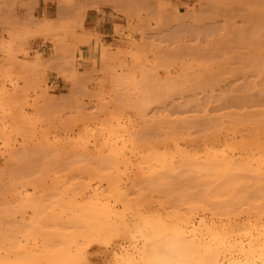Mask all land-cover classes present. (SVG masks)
<instances>
[{
	"label": "rangeland",
	"instance_id": "1",
	"mask_svg": "<svg viewBox=\"0 0 264 264\" xmlns=\"http://www.w3.org/2000/svg\"><path fill=\"white\" fill-rule=\"evenodd\" d=\"M93 6L109 20L106 33L87 30L85 9L69 0H58L56 13L29 19L0 11L1 250H11L13 241L41 243L63 211L57 221H65L63 200L68 205L67 196L88 184L107 187V176L119 190L133 191L128 198L147 217L184 212L193 198L209 205V184L226 180L179 162L169 170L145 160L135 163L138 170L100 159L93 150L107 142L103 129L124 128L144 154L175 151L177 140L180 148L203 151L236 132L240 139L264 129V0H101ZM252 183L245 179L247 192L239 191L253 197ZM76 197L73 202H83ZM90 236L80 237L64 260L56 243L55 258L18 260L13 250L9 257L2 253V264H115L114 253L129 246L125 235Z\"/></svg>",
	"mask_w": 264,
	"mask_h": 264
},
{
	"label": "bare ground",
	"instance_id": "2",
	"mask_svg": "<svg viewBox=\"0 0 264 264\" xmlns=\"http://www.w3.org/2000/svg\"><path fill=\"white\" fill-rule=\"evenodd\" d=\"M116 126L115 129L111 128V131L103 129L105 132L101 130L102 132L99 134L104 137L107 136L105 137L107 138L105 140L107 142L102 141V143L105 142L104 144L100 143L102 147L97 149L98 147L95 145L96 148L93 150H96L95 152L100 159L112 161L111 163L113 164L118 162L117 164H123L122 167H126V169L130 165H134L133 167L136 168L138 165L136 166L135 163L140 164L141 161L145 162V160H148L161 166V169L175 170L174 164L175 162H179L180 167H183L182 165L188 166L187 168L191 167L192 172L195 170L197 174L199 172L206 173L208 176L214 177L216 181L221 178H226V180H224L221 186L209 184L213 188H210L209 200H206L204 196L200 198L208 201L209 205L199 204L197 202L196 205L193 204L198 200L196 197L197 200L195 198H193L194 201L191 200L192 206H186L188 209L183 210L185 213L177 211L179 212L178 214L171 213L174 216L168 214L170 217H167L168 215L163 216V214H152L147 217L142 213L141 215L138 211L140 209L138 208L139 205L136 202L134 203L130 199L131 197L128 198L133 191H129L131 193L127 194L128 188L124 190L125 193L122 191V188L119 190V182H113L114 179H111L110 176H107L110 178L106 177L107 180L104 181L105 179L102 180L101 178L105 177L102 176L100 179L103 183L107 182V187L104 188L102 185H97V187L91 188L89 187L91 184H86L87 186L82 189V185H85L82 184L80 187L82 190L76 189L79 190V192L76 191L78 192L77 194L76 192L71 193L72 189L67 191L65 194L68 195V193H71L75 199L77 198L76 196H82L83 202L80 201L82 204L78 205L80 202H76V200L73 202L74 199H71L72 197H68L70 196L68 195V205L63 200L64 210L66 208L69 210V213L65 215V221L59 222L60 218L64 216L65 211H63V216L61 214L59 215V217L61 216L60 218L55 217L54 220L56 221L52 220L55 222L54 226L51 222L53 226L51 228H54V230L51 233L48 232L49 235H45L47 237H43L42 242L40 241L41 243L34 239L33 241L35 242L33 244L27 241L25 245H21L18 241L16 243L13 241L14 243L10 245L11 250H6L7 248L0 249V264L3 261L5 262V260H1L3 259L2 253H6L7 251H12L11 253L16 251V253H19V256L13 253L15 258L18 257V260H21L19 259L20 257H23L25 260L31 259L35 255H37L35 258L54 257L51 245L56 243L61 246L59 251L56 252V255H63L62 259L64 260V258H69L68 254L78 239L83 236L91 237L90 233L91 235H97V237L103 234L106 235V233L111 234L113 236L112 238L117 235L126 236L129 246H125L126 248L122 247V249L119 248V251L114 253L113 260L115 264H148V256L152 242L157 236L168 235H179L188 243L202 249L205 264H264V201H262L264 200V184L261 185L260 182L261 179H264V129H261L262 132H257L256 130L254 131V127L257 125L254 127L251 126L254 132L250 134L243 133L244 135L242 134L240 139L235 137L237 133L235 131L236 133L231 138H224L225 140L222 143H212L213 145H209V148L205 147L203 151H195V149L191 148H180L177 145L179 140H177L176 142L174 141V144L176 143L175 151L171 149L174 152L170 150H156V147H153L155 151L151 153L149 151L148 154H144L140 149L142 154L137 147L136 138H132L131 134H128L123 127L120 128H123L124 131L116 128ZM262 126L264 124L259 127ZM227 132L232 131L227 130ZM169 135L167 134L166 137ZM95 136L97 137V135ZM97 138L94 139L95 142L93 144L98 142L99 138ZM172 139H175V136ZM166 142L167 140L164 141L165 144H167ZM203 143L205 146L206 143ZM88 144L85 145L88 146ZM85 148L84 150L82 149L83 152L88 151ZM88 154L91 155L90 153ZM119 165H116V169H118L117 166ZM137 168L138 170L141 169L140 166ZM123 174H125V171L122 174L120 173V177L118 176V180L116 181H119L124 176ZM126 175L131 179L129 174ZM247 178L254 182L252 186L257 185V187L255 186L256 189L253 188L255 192L253 191L254 195L251 198L247 194H244L243 191H239V189L245 190L242 182ZM131 181L135 180L131 179ZM78 186L75 188H79ZM237 187L241 188H238L237 191ZM235 189L236 191H234ZM245 192L247 191L245 190ZM204 200H199V202H203ZM188 203L190 204V202ZM186 210L188 211L186 212ZM35 237L32 236V238ZM2 247L0 246V248ZM9 256L11 255L7 252V256L5 255V257Z\"/></svg>",
	"mask_w": 264,
	"mask_h": 264
},
{
	"label": "crops",
	"instance_id": "3",
	"mask_svg": "<svg viewBox=\"0 0 264 264\" xmlns=\"http://www.w3.org/2000/svg\"><path fill=\"white\" fill-rule=\"evenodd\" d=\"M79 8H84V26L89 31L106 33L108 21L93 5L101 0H69ZM2 15L13 20L29 19L37 15L44 16L46 12L58 10V0H0Z\"/></svg>",
	"mask_w": 264,
	"mask_h": 264
},
{
	"label": "clouds",
	"instance_id": "4",
	"mask_svg": "<svg viewBox=\"0 0 264 264\" xmlns=\"http://www.w3.org/2000/svg\"><path fill=\"white\" fill-rule=\"evenodd\" d=\"M148 264H205L202 249L179 235L157 236L151 244Z\"/></svg>",
	"mask_w": 264,
	"mask_h": 264
}]
</instances>
